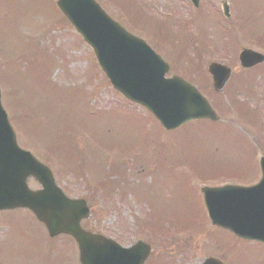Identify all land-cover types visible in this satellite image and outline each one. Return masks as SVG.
Listing matches in <instances>:
<instances>
[{
    "label": "rangeland",
    "instance_id": "rangeland-1",
    "mask_svg": "<svg viewBox=\"0 0 264 264\" xmlns=\"http://www.w3.org/2000/svg\"><path fill=\"white\" fill-rule=\"evenodd\" d=\"M55 1L0 0V88L19 146L52 169L67 195L90 198L92 218L84 225L96 233L106 231L127 246L151 235L142 229L152 216L186 228L177 232L163 224L159 242L148 238L155 249L145 264H200L207 257L264 264V244L212 227L199 195L206 184L252 185L260 179L264 66L253 75L244 72L238 55L242 48L264 52L257 45L264 37V0H231L237 21L244 24L226 23L240 31H234L236 45L230 50L211 6H220L218 0H201L197 9L190 0H96L160 53L172 65L171 74L202 86L212 61L233 68L221 96L207 89L223 122L195 120L173 132L112 88ZM211 41L219 42L218 51L204 52ZM181 44L188 49L179 58ZM198 51L203 78L189 68L199 63L192 57ZM248 76L247 91H238L237 84ZM109 181L115 196L103 198L99 190L107 192ZM29 185L39 188L32 179ZM54 246L28 210L0 211V264H61L67 252L73 255L69 244L58 259L56 252L50 254Z\"/></svg>",
    "mask_w": 264,
    "mask_h": 264
},
{
    "label": "water",
    "instance_id": "water-1",
    "mask_svg": "<svg viewBox=\"0 0 264 264\" xmlns=\"http://www.w3.org/2000/svg\"><path fill=\"white\" fill-rule=\"evenodd\" d=\"M57 5L94 49L114 88L148 108L167 130L196 119L219 120L192 84L178 76L166 78L169 65L144 41L113 21L94 0H58ZM241 58L247 67L264 62L263 56L251 51H244ZM209 70L215 91L221 92L230 80L231 71L218 64H212ZM261 167L263 178L256 186H226L204 192L215 225L243 239L264 243V158ZM31 177L42 185V190L29 188ZM17 208L30 209L46 225L50 237L73 236L80 245L83 264H99L101 256L94 251L93 238L80 226L82 219L90 217L86 202L68 198L56 185L50 169L18 146L0 93V211ZM136 254L139 251L135 248L119 247L116 263L143 264L149 248L142 256ZM204 264L222 263L211 259Z\"/></svg>",
    "mask_w": 264,
    "mask_h": 264
}]
</instances>
